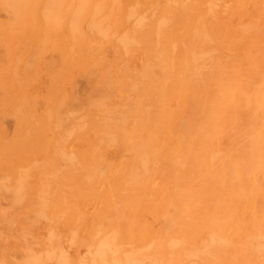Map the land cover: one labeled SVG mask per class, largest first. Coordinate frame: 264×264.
Returning a JSON list of instances; mask_svg holds the SVG:
<instances>
[{
	"label": "bare ground",
	"instance_id": "obj_1",
	"mask_svg": "<svg viewBox=\"0 0 264 264\" xmlns=\"http://www.w3.org/2000/svg\"><path fill=\"white\" fill-rule=\"evenodd\" d=\"M1 1L0 264H264V0Z\"/></svg>",
	"mask_w": 264,
	"mask_h": 264
},
{
	"label": "rangeland",
	"instance_id": "obj_2",
	"mask_svg": "<svg viewBox=\"0 0 264 264\" xmlns=\"http://www.w3.org/2000/svg\"><path fill=\"white\" fill-rule=\"evenodd\" d=\"M6 1V0H5ZM24 1V2H23ZM20 0V3H19V1H18V6L20 7V5H24V6H26L27 5V0H26V3H25V0ZM8 2H10V0H8ZM6 3V2H5ZM16 3V2H15ZM21 3H23V4H21ZM13 4H14V2H13ZM12 4V1L10 2V3H7V5H4L3 4V2L0 0V20L2 21V22H4V20H5V22H4V24L7 22V20H6V17H8L9 19H8V22H7V25H4V26H6V27H4V28H1L0 29V32L2 33H0V40H1V46H0V64L1 65H3L2 67V69L5 71L4 72V74L6 75V76H3V74L1 75L0 74V76H3V78L5 79V83H7L8 82V80L10 81V82H12L13 81V83H7L6 85H7V87H8V85H13V86H9V87H11L10 89H11V91H12V93H14V90L16 89V87H17V85L18 86H20V90H25L26 88H24V89H22V86L24 85L25 87H28L27 88V92H32V94H34V93H36L37 94V96H36V104L37 105H40L41 103H42V94H43V91H42V93H40V91L42 90V89H44V84L42 83H40L41 85H38V87H36V88H34L37 92H35V91H32L33 90V87L32 86H30L29 84L27 85L26 83H29V79H27L26 77H28L29 78V64H30V62H28L27 64H26V61H30V56H31V53H32V50H33V48H35L33 51H36L37 50V48L40 46L39 44H37V42L36 41H34L36 44H33V42H31V41H33V40H31L30 41V38H29V36H32V35H28L31 31H30V29H29V26L27 25L28 24V21L27 22H25L26 20H27V12H26V10H25V8H23V12L22 13H20V10H17V16H20L21 14V16L20 17H17V21H18V23H17V25L18 26H15L14 27V25H16V21L14 22V19L15 18H13L12 17V13L11 12H13V11H11L10 9H12L13 10V6L15 5H13ZM26 4V5H25ZM17 5H15L14 6V9H15V7H16ZM4 8V9H3ZM20 9V8H19ZM11 11V12H10ZM19 11V12H18ZM26 12V14H25V12ZM14 13H15V11H14ZM22 16H24V18L22 17ZM14 17H15V15H14ZM18 18H21V19H18ZM21 21V23H19L20 21ZM22 22H25V23H22ZM27 23V24H26ZM25 26H24V25ZM19 25H20V28L21 29H19ZM22 25H23V27H25L26 28V26L28 27L27 28V31H25L23 28H22ZM3 27V26H2ZM7 27L9 28V29H7ZM12 27H14L13 29H17V30H13V29H11ZM23 29V30H22ZM29 29V30H28ZM6 30V31H5ZM21 30V31H20ZM14 31H18V32H14ZM25 31V32H24ZM29 31V32H28ZM13 32H14V34H16V36H18L19 34V38L21 39L22 38V35H23V37L26 35V37L28 38V39H26V38H22L21 39V41L19 40H17V38H15V35L13 34ZM28 34H27V33ZM19 33V34H18ZM22 34V35H21ZM25 34V35H24ZM28 35V36H27ZM2 36H4V37H2ZM2 37V38H1ZM10 37V38H9ZM9 41H8V40ZM32 39H33V37H32ZM3 40V41H2ZM11 40V41H10ZM23 40V41H22ZM25 40H27V41H25ZM14 41H16V42H14ZM19 42V44H18V42ZM11 42V43H10ZM28 42H30V45L28 44ZM14 44V45H12V46H10L11 44ZM17 43V45H15ZM26 43V44H25ZM33 45H32V44ZM7 44V45H6ZM29 45V46H28ZM37 45V46H36ZM39 45V46H38ZM15 46V47H14ZM17 46V47H16ZM24 48H23V47ZM33 46V47H32ZM13 47H14V49H13ZM29 47V49H27ZM31 47V48H30ZM41 47V46H40ZM42 47H43V45H42ZM18 49V50H17ZM42 49H44V47L42 48ZM51 49V48H50ZM1 50H2V53H1ZM11 50V51H10ZM21 52H20V51ZM22 50H23V52H22ZM49 48H46V49H44V51L42 52V50L40 49V50H37L36 52H38L40 55H42V57H43V59L44 58H46V57H50V58H52V59H55L57 56V51L55 50V49H53L54 50V52H52V49L50 50V52L51 53H53V54H51V53H49ZM13 51H15V52H13ZM26 51L28 52L27 53V55H28V58H27V55H23V57H24V60L23 59H20V57H21V55L22 54H24V53H26ZM31 51V52H30ZM39 51H41V52H39ZM45 51H47V53L45 52ZM12 53V55H11V53ZM45 52V54H43ZM19 55H18V54ZM56 53V54H55ZM47 54H50V55H48L47 56ZM9 55V56H8ZM4 56V57H3ZM54 56V57H53ZM22 57V58H23ZM41 57V56H40ZM42 57H41V59H42ZM11 58V59H10ZM25 58H27V59H25ZM14 59V60H13ZM16 59V60H15ZM17 59L19 60H22V62L19 60L18 61V63H16V61H17ZM7 60V61H6ZM6 61V62H5ZM12 61H14L16 64H18L19 65V67H22V68H20V70H18V71H16V72H14V70H10L9 69V67H13V65L15 66V63L14 62H12ZM25 61V62H24ZM11 63H13V64H11ZM19 63H22L21 65L22 66H20V64ZM9 65H11V66H8ZM24 65H26L25 67H27L28 69H26L25 67H24ZM28 65V66H27ZM6 66V67H5ZM42 66V67H41ZM40 66V68L41 69H43V65H41ZM23 67H24V69H23ZM7 69V70H6ZM10 70V72H9V70ZM26 69V70H25ZM3 70H2V72H3ZM23 72H22V71ZM28 70V71H27ZM7 71H8V73H7ZM19 71H21V73L19 72ZM27 71V72H26ZM12 73H13V78H12ZM25 73H28V76H26L25 75ZM15 74V75H14ZM19 74H23L24 76L23 77H21L20 75L18 76ZM79 74V73H78ZM80 75H82V76H80ZM80 75H74V79H73V83L75 84H73V91H74V94H76L77 96L79 95H83V94H85V93H87V91L89 92L90 91V85H89V87H88V84H89V80H88V77H85V74H80ZM78 76V77H77ZM8 77V78H7ZM24 77H25V79H26V81H28V82H26L25 81V79H24ZM16 78V79H15ZM4 79L2 80V78L0 77V92H1V94H0V104H2L3 106H5V108L2 106V105H0V114H1V116H0V125L2 126V125H4V130H5V133L7 134V135H9V136H7V137H10L11 136V134H12V132H13V127L15 126L14 125V117L12 116V115H10V112H9V107H8V105L10 106L11 105V103H12V98H10L11 96H13V94L11 93V91H10V89H9V87L8 88H6V87H4V85H5V83H3L4 82ZM87 79V80H86ZM2 80V81H1ZM18 80H20V81H18ZM16 81V82H15ZM23 81V85H21V82ZM18 82V83H17ZM20 82V83H19ZM24 82H26L25 84H24ZM3 84V85H2ZM14 84H16L15 86H14ZM5 85V86H6ZM39 86H41L42 88L40 89V87ZM2 87V88H1ZM3 91H2V90ZM40 89V90H39ZM88 89V90H87ZM8 91V92H7ZM76 91V92H75ZM7 92V93H6ZM9 93V94H8ZM6 95V96H5ZM8 95H9V97H8ZM38 96H40L39 98H40V100H41V102H39L40 100H38L39 98H38ZM6 97H8V99L6 98ZM2 98V99H1ZM38 98V99H37ZM1 100H2V102H1ZM6 100V101H5ZM10 101H11V103H10ZM9 103V104H8ZM5 104V105H4ZM8 104V105H7ZM5 109V111L4 112H2V109ZM7 108V109H6ZM8 110V111H7ZM6 111H7V113H6ZM7 114H9V116L7 117L6 115ZM3 115H4V117H3ZM3 118V119H2ZM3 122V123H2ZM16 122V121H15ZM16 124V123H15ZM3 127V126H2ZM8 131L10 132V133H8ZM12 131V132H11ZM8 202V197H7V195L5 194V195H3L2 197H0V202H2V203H0L1 204V206H2V208H1V212L4 210V208L5 207H7V202Z\"/></svg>",
	"mask_w": 264,
	"mask_h": 264
}]
</instances>
